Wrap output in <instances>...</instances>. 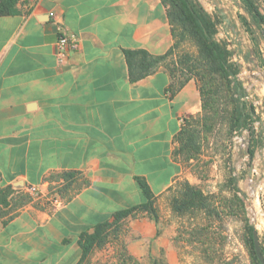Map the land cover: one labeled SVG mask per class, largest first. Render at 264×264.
Wrapping results in <instances>:
<instances>
[{
	"label": "crops",
	"instance_id": "obj_1",
	"mask_svg": "<svg viewBox=\"0 0 264 264\" xmlns=\"http://www.w3.org/2000/svg\"><path fill=\"white\" fill-rule=\"evenodd\" d=\"M17 9L0 15V264H77L82 234L144 201L137 177L157 201L168 193L182 173L176 135L201 95L194 80L178 89L164 64L130 78L126 49L163 55L175 42L163 0H19ZM60 26L79 38L62 61ZM125 221L130 256L151 264L165 250L177 264L160 222L147 212ZM102 249L98 260L113 262Z\"/></svg>",
	"mask_w": 264,
	"mask_h": 264
},
{
	"label": "rangeland",
	"instance_id": "obj_2",
	"mask_svg": "<svg viewBox=\"0 0 264 264\" xmlns=\"http://www.w3.org/2000/svg\"><path fill=\"white\" fill-rule=\"evenodd\" d=\"M217 19L216 39L225 41L233 51V59L241 66L239 77L247 89V99L252 102L260 117L254 126L259 142L251 157L249 149L254 142L250 130L230 134L228 120H221L213 132H202L201 150L190 160L174 157L182 165L168 193L156 202L160 225L169 231L174 240L173 250L177 264H256L245 243V225H254L264 247V41L262 32L254 27L252 34L243 22L251 20L240 0H193ZM264 12V0H258ZM197 55L198 48L191 40L185 41L166 63L177 62L179 68L175 81L190 77L199 88L196 73L178 63L185 55ZM193 71V72H192ZM189 80V81H190ZM188 81V82H189ZM187 82V83H188ZM200 91V90H199ZM221 105L227 98H220ZM202 111V109H201ZM200 111V112H201ZM199 112V113H200ZM177 143L176 146L177 147ZM235 177L236 184L230 181ZM189 181L210 195L212 207L218 214L190 212L179 215L172 210V199L179 194L181 183ZM255 209V210H254ZM257 211L258 215L254 214ZM124 221L119 231H112L108 243L114 261L98 260L100 250L90 257L91 264H141L130 256L126 247ZM109 245V246H108ZM86 264V263H84ZM151 264H169L166 251Z\"/></svg>",
	"mask_w": 264,
	"mask_h": 264
},
{
	"label": "trees",
	"instance_id": "obj_3",
	"mask_svg": "<svg viewBox=\"0 0 264 264\" xmlns=\"http://www.w3.org/2000/svg\"><path fill=\"white\" fill-rule=\"evenodd\" d=\"M19 0H0V15H11L18 12ZM168 6L170 22L173 26L175 42L163 55H152L145 49H126L125 55L129 64L130 78L136 82L150 74L164 64L172 78H176L177 71L181 70L177 62L167 64L169 56L185 41L191 40L198 48L197 55L187 53L185 58L178 63L186 65L189 70H198L195 74L199 82V90L202 101V111L188 116L181 130L176 135L177 147L175 155L183 156L190 160L201 150L202 132H213L221 120H228L230 134L250 130L254 142L249 149V154L254 155L255 146L260 141L257 139L254 123L260 117L255 105L247 99V89L239 77L240 64L233 59V51L225 41L216 39L217 19L200 7L193 0H163ZM242 7L249 14L251 20L243 17L247 29L255 35L254 27L262 32L264 41V12L258 0H240ZM193 72V71H192ZM191 78L174 79L176 87L182 88ZM224 96L227 102L221 105L220 98ZM66 179L71 178L67 174ZM138 184L144 196V201L132 207L118 210L114 214L113 221H105L95 226L94 232L81 235L79 245L82 249V257L77 264H91L90 257L95 249L103 248L109 240L112 231H119L123 222L138 212H147L155 221H160L157 199L151 186L142 177H137ZM231 182L236 184L235 177ZM178 196L172 199V210L179 215H187L190 212L200 211L207 214H218L212 207L210 195L189 181L182 182ZM4 201V199L2 198ZM255 226L246 222L245 243L249 248L251 257L256 264H262L257 256L253 232ZM264 255V247L261 244Z\"/></svg>",
	"mask_w": 264,
	"mask_h": 264
},
{
	"label": "built area",
	"instance_id": "obj_4",
	"mask_svg": "<svg viewBox=\"0 0 264 264\" xmlns=\"http://www.w3.org/2000/svg\"><path fill=\"white\" fill-rule=\"evenodd\" d=\"M60 32L61 33L57 41L56 55L58 59L62 61L67 56L69 51L75 50L79 47V38L76 34L68 33L63 30L62 26H60ZM29 193H31V195L35 198H42V191L38 187H29ZM50 201L55 207H61L64 205V200L58 189H55L50 195Z\"/></svg>",
	"mask_w": 264,
	"mask_h": 264
},
{
	"label": "water",
	"instance_id": "obj_5",
	"mask_svg": "<svg viewBox=\"0 0 264 264\" xmlns=\"http://www.w3.org/2000/svg\"><path fill=\"white\" fill-rule=\"evenodd\" d=\"M253 238H254V246L257 253V256L262 264H264V255L262 253L261 243H260V237L259 232L257 229L253 232Z\"/></svg>",
	"mask_w": 264,
	"mask_h": 264
},
{
	"label": "bare ground",
	"instance_id": "obj_6",
	"mask_svg": "<svg viewBox=\"0 0 264 264\" xmlns=\"http://www.w3.org/2000/svg\"><path fill=\"white\" fill-rule=\"evenodd\" d=\"M254 210H255V209H254ZM254 214L257 216V215H258L257 211H254Z\"/></svg>",
	"mask_w": 264,
	"mask_h": 264
}]
</instances>
